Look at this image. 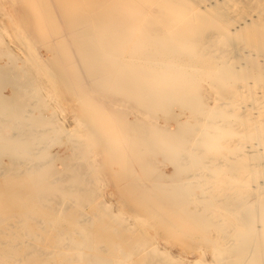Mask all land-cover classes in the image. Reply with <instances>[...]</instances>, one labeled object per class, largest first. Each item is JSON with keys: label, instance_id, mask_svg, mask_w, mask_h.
I'll use <instances>...</instances> for the list:
<instances>
[{"label": "bare ground", "instance_id": "1", "mask_svg": "<svg viewBox=\"0 0 264 264\" xmlns=\"http://www.w3.org/2000/svg\"><path fill=\"white\" fill-rule=\"evenodd\" d=\"M124 1L127 2V0ZM124 1H122L121 3L124 4ZM256 1L254 0V2ZM140 2L143 1L141 0ZM245 2L247 5L248 2L247 1ZM157 3H158L157 0H153L149 5H151V7H155ZM208 7L210 6L208 5ZM157 8L158 7H156V9ZM232 9H234V7ZM221 10L223 11V9ZM49 11H52L50 15H48ZM128 11L130 15H126V16L129 17L130 22L127 23L126 27H124L122 32H119L118 34H114L112 31L109 32L106 31V29H109L111 27V24L113 23L111 11L101 12L95 9L94 7H91L90 0H0V87L2 88L3 86L5 88H8L12 93V90H14L15 86L7 84L6 80L8 77L13 76L16 81V88H18L17 90L21 91V95L19 97H14L11 99L6 97L0 98V120L2 119L6 120L7 118H12L10 120H18V121H10L8 123L9 125L7 128H0V168L2 167L0 170L1 171L0 178H2L1 180L4 181L3 186L0 187V200L4 199L2 202L0 201V215L1 213L3 214V212L6 211H10L13 213L16 212V210L17 212H19L18 210L21 211L24 209L28 211L26 213L27 215L25 216H16V215H12L13 214L12 213L7 216V218H9L8 220H4L2 219V217L0 218V226L4 223L7 225V227H4L5 228L4 231H0V264H57L55 260L49 259L48 253H50V251L46 249H42L38 245L30 246V248L28 247L22 250L18 248L17 244L14 245L13 242L15 241H12V236H14L15 233H17V235L21 234L23 237L31 239L33 241L35 240L37 242L47 239L50 232H56L58 237L55 236L57 237L56 240L51 242L49 241V249H51L53 252L61 251L60 254L63 255V257H61V261L63 262V264L83 263L81 261L84 260V258H87L88 264H103L104 261H107L105 258H103L107 256L106 255L107 253L105 254L106 256H101L98 254H91V253L88 254V251L91 252L93 247L97 244V238H95L96 232H98V230L100 231L106 229L109 230V228H107L108 226L104 224V221L101 224L102 226L100 225V228H98V226L95 228V224L92 225V223L89 222L88 225L83 224L84 221H80L76 219L75 217H73V215H70L68 217H62V216L59 217L57 216V213H53V211L55 212V209L52 208L53 206L50 207L49 205L44 204L43 201L44 200L53 201L54 195L57 196V198L62 195L69 197L70 195L72 196L74 193L76 194V192H85L89 200L94 199V197L99 198L100 191H102L101 182L108 179L106 178L108 176H106L107 174H105L101 179L97 175L98 176L97 178L92 179L90 175L86 173V171H89L91 169V167L89 168L88 166V163H90V161L88 160V158L85 159L83 155L84 152L77 153L76 150L80 145L81 146L87 145L88 148L87 153L89 152V154H92V156L94 157L93 161H98L97 159L101 157V155L106 153L110 149V147H113L114 145L113 141H115L116 139H121L122 141L125 142V143L123 142L124 144L120 146L118 152L116 153V156H118V158L121 160V163L118 165V169L120 171L129 173L132 176L133 180L136 182V183L134 182L131 183L130 185L131 191L128 194L126 200L122 201V206L124 207V209L121 213V219L124 216H126L128 212H131L136 208L133 207L134 208L133 209L130 205L135 206V203L132 202L138 200L144 206L145 211L143 215L134 216L133 220L135 223H138V226L136 227H139L140 229L139 231L142 234V237L145 238L150 237L152 239L153 235L149 234L148 232L153 231L155 234H159V232L165 230L164 228H178L181 223L182 224L185 223V220L187 219L189 220L194 212H197L199 214L198 215L199 217L207 218L209 220V222L211 223L210 226L218 229L217 230L219 231L218 236H220L224 240V243L218 252L212 253L211 257L209 258L207 257L208 259H206L205 261H201L200 258L201 259L205 258L204 256H205L206 247L197 246L195 247L196 248L195 249L194 247L191 246L192 248H194V250L199 251L202 255H200V258L196 259L195 261L185 262V263L183 262V263L184 264H244V263H239L236 260L237 256H239L240 253L236 247L240 245V242L242 241V237L245 238L247 233L242 232L240 235L236 236V238L233 239H229V235L225 236L223 234L227 232L231 233L232 231L236 230V228H240L239 225L243 220L246 211H244V209H239L235 207L227 208L226 204H225L226 206L223 205L222 200L226 199L228 195L233 193H235L236 196L243 195V198L241 199H243L242 203L245 204V206L255 204L256 201L264 199V181L257 183V185L251 186L248 183L250 180L247 182V179L246 180L244 179V176L246 174L245 172L252 173V171L255 170V168L264 165V163L261 162V158L260 160H252L251 157L247 156L249 155L248 154L249 152L245 153V151H243L241 153H238L234 159L235 160L237 159L236 161H239L240 159L242 160L244 159L248 162L247 165L244 166L238 165L239 167L235 166L236 167L235 168L236 171H234L235 174L232 173V175H229V173L226 174V172L222 174V172L219 171L216 173L217 175L209 176L210 180L207 179L205 164L210 165L213 164L212 161H215L214 163L216 165H220L223 168L228 166L229 169L231 168L229 163L226 162L227 161L226 158L227 157L230 158L229 156L226 157V153L229 151V148H227L228 147L227 143L228 142L230 143V141H228L229 137L223 136L221 138L222 133L219 131L217 133V135L219 136L218 138L219 141H216L214 140V138L209 137L207 138L205 143L202 142L200 144H193L194 141L192 137L186 138L183 136L174 135L169 138H163L162 137L163 133L160 132L159 135L162 138L154 137L151 139L152 141H150L152 142V144L155 143L159 144V147L157 148V150H159L158 151L159 153H155L154 156L150 157L151 159L146 163H141L138 160L135 151H137L136 144H139V142H137V139L132 138V134H131L132 130L130 128L122 127L121 122H128L132 120H148L151 122L152 128H157L160 131L173 129L169 127L167 124L163 125L162 120L186 119L184 114L187 113L180 114L178 112L181 105L184 104L181 103L180 101L183 98V92L189 90L193 82L203 81L205 78L204 75H206L205 73L207 71L203 70L202 68V66L206 64V62L204 61L205 59H202V57L199 55L200 52L198 47L194 48L191 51H182L181 47L183 43L181 41H176L173 43L165 42L166 41L164 39L165 33L163 32L158 33V35L156 36L157 40L154 38V40L149 41V44H147L146 43L148 42V38H147L148 36H146L147 34H139V28H142L143 24L140 21L141 19L138 14V9L128 8ZM229 14L230 13H228V15ZM73 16H76L77 18L80 16H85V19L81 17V19L77 21L74 30L70 33L67 31L66 21L67 18ZM92 17L96 18L97 25L92 30H89L88 33L86 32L85 36H87V34H88L87 37H91L92 35L95 37L102 36L103 38H105L104 42L102 46L96 49H90L84 54H80L79 52L74 53L75 52L74 47L76 46L74 41L76 40V38L80 36H84V34H82V31L86 27L85 20L89 18L91 19ZM193 17L195 18V16ZM53 20H56L58 25L53 30H50L48 27L49 22ZM243 22L244 23L246 22L245 19ZM154 24H153V28L158 25V24L155 25ZM159 26L160 25H158V27ZM236 26H240V25H238L237 23ZM240 27H238V29ZM177 30L179 31V29ZM232 33L234 32L232 31ZM114 35L116 36V38L120 39L118 40V42H112ZM62 38L67 40L68 47L72 50L74 54L73 59H75V61H78L79 63L77 64L79 65L80 73L79 75L73 78L66 76L67 74L65 70L70 66L64 64L63 62L64 61L63 59L66 57V55L63 53L64 50L60 51L59 48L57 47V39H62ZM126 39L127 41H125ZM123 40L125 42L120 44ZM46 49H52L53 54H51V56L46 55ZM223 50L224 49H222L221 52H223ZM43 51L45 53H43ZM91 51L95 52L94 54H98V55L90 54ZM113 51L114 52L121 51L120 53L122 54L117 53L115 57L123 59V62H118L117 60L115 61V59L113 58L109 59L110 53L112 54ZM230 51L232 50H229V53ZM240 51H243V48ZM209 52L210 51H208V53ZM218 55L219 54H217L216 57H218ZM229 55L230 54H228V56ZM141 58L142 61L139 62L138 60H140ZM92 59L95 60L105 59L104 60L105 68L113 71H116V68L117 69L118 67L120 68L124 63L128 65V62L133 60L132 62L138 63L141 70H137L134 73L132 72L130 76L134 77V80H139L140 87H138V89L136 88L132 89L130 86H125L120 89H117L116 91L114 90L113 87L110 88L109 87L110 80H112V78L114 77L113 75L116 72H112L109 75L111 77L106 76V78L101 79L96 84V87L94 85H91L90 83L91 71L85 73L86 69L88 68H87V64H83V63L87 62L88 60H89L88 63H90ZM2 62H4V64H2ZM151 66L157 69L158 71L162 70L163 68H168V70L165 74L163 73V75H159L157 71L155 73L156 75L153 74V76L152 75L148 76L143 72V70H147V68H150ZM237 68L238 67H236V69ZM121 69L123 68L121 67ZM200 69H202L203 72L200 71ZM17 70H23L25 72V77L23 79L21 78L23 75L17 76L18 74L17 75L14 74L15 71ZM163 78H165V80L174 79L173 80L174 82L169 86L168 89L162 90L161 88V85L165 81ZM225 79H226L225 77H222L219 79V82ZM232 81L234 82V80ZM237 82H239V80ZM61 84L64 86H62ZM61 88H63L64 89L63 92H65L64 97L63 94L61 93L62 99L60 98ZM1 91L3 92L6 90L0 89V93ZM112 94L115 96L113 100H111L110 98ZM141 94L142 95L144 94L143 97L140 96ZM151 94H153V96L156 94H160V97L165 102H168L170 100H175L174 103H176V105H174V103L172 104V107H174L175 109L171 110V105L169 104L166 103L162 104V102H158V101L153 102L150 99H147V97L148 98L150 97L148 95ZM232 94H237V96L236 97L232 96L231 98L228 97L226 98V100L232 101L234 103V106L237 107V102L242 101V98H240L242 95L239 96L237 91L232 92ZM204 98L196 99L193 102L202 103L204 102ZM91 100H92V104H90L89 107H84L81 104L83 102L89 104ZM251 100H254L252 103L253 105H255L256 102L258 101V99L256 98H253ZM52 101H60L61 109L67 107L68 108L67 110L73 109L76 111L75 115H72L73 116L72 124L74 125V127L72 126L71 131L65 128L64 125L65 123L57 122L59 118L58 110L56 109L57 105L56 107H54L51 104ZM23 102H28V106L24 107V105H22L21 107L20 104H22ZM39 104H40L39 106L40 109L37 112V115H39L40 118L31 119L33 120V123L25 122V120L30 119L28 114L34 113L33 109ZM191 105L194 104L187 103L186 110L188 109V106ZM201 105L204 107L203 109H205V112H202L199 115L193 117H198L202 115L203 121L211 120L217 116L218 118H226V115H221V114L218 115L217 112L216 114L212 113L208 105L206 106L204 104ZM234 106H232L233 108L232 110H237V108ZM12 115H14V119ZM193 117H190V120ZM101 120H104V122H108L109 124H113V125H111L110 128L108 129V134L106 135V139L104 140V143L90 147L88 144L92 142L93 136L95 135L96 132H98V129H100L102 123ZM201 120L199 119V121ZM111 122H116V124ZM50 123H52L53 125ZM49 125H51L52 127L51 130L53 132L52 136L49 134L46 135L47 134L46 131L43 132L39 131L40 133H42L41 135L36 134L37 133L36 130L38 128L40 127L46 128ZM67 126L68 128L71 127L69 125ZM22 127H25L26 129V133H24L23 136L15 132L13 133V137H17L19 135L18 141L4 142L1 140L2 135L7 136L8 134H12V130L22 129ZM263 128H264L263 124H259V125L253 124L251 126L246 127L245 130L243 128L242 129L245 133H251L254 130H256L259 135L258 130L260 131V129ZM50 129L51 128H49V130ZM143 129H144L143 131L146 132L149 128L146 127ZM187 130L185 131V133H187V135L189 136V134L191 133H189V131L187 132ZM201 131L203 130H200V133ZM114 133H117L116 139L114 138V136H116L114 135ZM239 133H241V130ZM194 138L196 137L194 136ZM240 138H242V136H240L239 139ZM263 139L264 136L262 140ZM40 145L43 146L41 149L43 148L45 149L43 154H41L42 156L40 157V159H38L36 162H34L35 161L34 159L32 160L28 159L27 157L29 154V150L39 151L40 149H38L37 146L40 147ZM206 146L207 147L211 146V148L217 153H219L218 151H221L224 148H225L224 150L227 152L223 153V156L221 157H217V156L208 157L207 161H204V159L199 157V153L204 148H206ZM163 147L168 148V151L164 157L160 155V151L163 150ZM68 151L71 153V155L67 154ZM185 152L188 154V156L184 155ZM62 153L66 155H62ZM29 155L33 156L35 154L31 153ZM146 155L147 154L145 153V157ZM57 156H60L61 159L60 164L53 166L52 171L46 176H44V180L38 177V174H36L38 171L36 172L33 171L35 173L31 175H27L25 178L21 179L22 176L21 173L24 172L25 170L15 167L17 165H21V166L26 165L27 166L26 170H29V172L33 169V166L34 168H37V170L38 169L40 170L50 161V159H53L54 157ZM4 158L7 159V162L4 161ZM242 164L245 163L242 162ZM235 165H237V163ZM150 166L153 167V169H150L149 168ZM66 168L69 170L75 169L77 170L78 173L68 176L64 175L63 177H61V179H58L57 181H53L54 176H56L58 172L65 170ZM164 168H170L171 171L169 174H165V177H160V175L162 174L161 172L163 171ZM261 168L262 167L259 168V171ZM154 169H156L158 172L155 173ZM5 174H9L10 176L4 177ZM248 177L251 178V176ZM72 179L74 180V185H70ZM156 181L158 183H155ZM151 182H154L153 187L148 190H145L146 186L148 187L149 183ZM168 183L169 184L172 183V188H170V190L166 192V184ZM191 183L193 184L194 187L191 186L190 189L193 188V191L190 190L186 191V189H188V185ZM49 187L55 188L57 192L53 195L44 194L38 197L39 190L42 189L44 191L47 190ZM23 188L26 190V195L24 199L21 200L20 203L15 204L14 198L16 195L20 193V191ZM153 196H158L161 198V200H159L158 203L156 202L150 204V199ZM100 197L103 196L101 195ZM180 197H182V200L178 201L177 199H179ZM214 197L219 198V200L213 201L212 203H210V205L207 204L206 200ZM102 199H104V197L101 198V202L100 203L98 202V205L104 211L103 213H105L106 216H109V218H111L110 217L111 213L109 212L110 205L108 204H112V202L111 200H105V202L102 203ZM195 199L197 200L200 199V200L193 202L194 204L192 206L186 207V209L180 208L184 206L186 202H188V200H195ZM54 201L57 200L55 199ZM58 203H59L58 206H60L61 202ZM92 203L95 202L92 201ZM164 203L169 204V206H171V209L163 210L162 205ZM83 206L86 207V205L84 204ZM96 218L98 219V217ZM39 219L42 220V222L39 221L40 225L33 226V223L37 222ZM123 219H125L126 221L128 220L127 217H124ZM114 223H116V221ZM242 224H244V221ZM126 228L129 231V227H125V229ZM261 228H262L261 226H258L256 228V231L259 232ZM202 230L204 235L207 234V232H209L208 228L207 231L205 230V228H203ZM116 232H118V229ZM198 236H199L198 234L195 235V237ZM40 238L43 239L39 240ZM76 239L77 241H75ZM174 241L175 239L169 240L168 242L165 243V246H161V248L165 247V249L161 251H165V253L168 254V256H170V258L173 260H175L177 257L176 255H173L172 252H170L171 247H174L173 245H175L173 243ZM128 242L132 245L134 241L128 240ZM135 243L136 242H134V244ZM135 245H137V243ZM257 245L264 247L262 241L259 240V242L252 245L253 247L251 248L254 249L257 247ZM139 246L141 247V245ZM150 246H149L150 248L147 249H150V252L154 251L156 245L155 246L150 245ZM157 247L159 248L158 245ZM175 248H177V246H175ZM142 249L143 248H141V250ZM63 250L64 251L66 250L67 252L71 251L72 254L62 252ZM121 252L123 251L121 250L120 254ZM177 254L180 255L179 253ZM149 256H151V254H149ZM122 258L126 259L127 257L123 256ZM179 258L181 260L183 259L180 256ZM165 259L167 258L166 257L164 258L163 256L161 257V255H159L151 258V261L153 262V264H156L158 262L159 263L164 262ZM110 260H108V262ZM177 260L179 259L177 258ZM149 261L150 260H146L141 264L151 263ZM166 262H168V260ZM112 263L124 264L123 260L122 259L120 260L118 258L114 259Z\"/></svg>", "mask_w": 264, "mask_h": 264}, {"label": "rangeland", "instance_id": "2", "mask_svg": "<svg viewBox=\"0 0 264 264\" xmlns=\"http://www.w3.org/2000/svg\"><path fill=\"white\" fill-rule=\"evenodd\" d=\"M122 1H124V0H90V6L91 7H94L95 9H97L101 12L111 11L113 23L111 24V27L109 29H106V31H108V32L112 31L114 34H118L119 32H122L124 27H126L127 23L130 22L129 17L126 16V15H130L128 8L129 9L130 8L131 9L132 8L138 9V14H139L140 19H141L140 21L143 24V27L139 28V34H147L146 35V36H148L147 37L148 42H146L147 44H149V41L154 40V38L157 40L156 36L158 35V33L163 32V33H165V38H164L166 40L165 42L173 43L176 41H181L183 43L182 47H181L182 51H191L194 48L198 47L199 52H200L199 55L202 57V59H205L204 61L206 62V64H204L202 66V68H203V70L207 71L205 73L206 75H204V77H205L203 80L204 82L203 81H201V82L195 81V82H193V84L189 88V90L184 89L186 91L183 92V98H182V100H180L181 103H184V104L181 105L178 112L180 114L187 113V114H184L186 119L162 120L163 125L167 124L169 127L173 128V129L160 131L157 128H152V124L148 120H132V121H128V122H121L122 124L120 123L122 125V127L130 128L132 130V133H131L132 138L137 139V142H139V144H136V146H137L136 150L137 151H135L138 160L141 163H146L151 159L150 157L154 156L155 153H159L158 152L159 150H157V148L159 147V144L158 143L152 144V142H150V141H152L151 139L154 137L155 138H162V137L163 138H169V137H172L174 135L175 136L179 135V136H183L186 138L192 137L193 141H194L193 144H200L202 142L205 143V141L209 137L214 138V140H216V141H219V139H218L219 136L217 135V133L219 131L222 133L221 138L223 136L229 137L228 141H230V143L229 142L227 143L228 144L227 148H229V151L228 152L225 151L224 150L225 148H224L223 150L218 151L219 153H217L211 148V146H209V147L206 146V148H204L202 151H200V153H202V154L199 153V157L204 159V161H207L208 157H216V156L221 157V156H223V153L227 152L226 157L229 156L230 158L227 157L226 162L229 163L231 168L229 169V166L223 168L220 165H216L214 163L215 161H212L213 164H210V165L205 164L207 179H209L210 178L209 176H211V175L212 176L217 175L216 173L219 171H221L222 174L224 172H226V174L229 173V175H232V173H234V171H236L235 166L247 165L248 162L244 159L243 160L240 159L242 161H240L239 159H238L239 161H236L237 159L236 160L234 159L238 153H241L243 151H245V153L249 152L248 153L249 155H247V156L251 157L252 160H260V158H261V162L264 163V158H263L264 157V146H263L264 142H261V141H264V139L262 140V138L264 136V128L260 129V131L258 130L259 135H258L256 130H254L251 133H245L243 131V129L245 130L246 127L251 126L253 124L254 125L263 124V126H264V121H263L264 120V86H263L264 85V26H263L264 25V20H263V18H264V5H263L264 0H257L258 3L256 0H255L256 2H254V0H249L250 2L252 1L251 3L248 0H157L158 3L155 5V7H151V5H149L153 0H142L143 2H140L141 0H127V2L124 1V4L121 3ZM245 1L248 2L247 5H246ZM178 3H180V4H178ZM249 3H250V5H249ZM255 3H256V5H255ZM147 4L149 7L147 6ZM138 5H139V7H141V6L142 7L139 8ZM161 5H162V7H161ZM208 5L210 7H208ZM156 7H158V8L156 9ZM159 7H161V8H159ZM233 7H234V9H232ZM220 8L223 9V11ZM230 10L232 11V13ZM152 11L155 13H153ZM233 11H235V12H233ZM51 13H52V11H49L48 15H50ZM228 13H230V14L228 15ZM192 15L195 16V18ZM250 16L252 19L255 20V22H254V20H252L250 18ZM81 17L83 19H85V16H80L78 18L76 16H73V17L67 18L66 26H67L68 32L71 33L74 30V28L76 27L77 21L79 19H81ZM244 19L246 21L245 23L243 22ZM256 21L257 22L259 21V22L257 23ZM260 21H262V22H260ZM240 22H241V24H240ZM85 23H86V27L82 31V34H84V36H80V37L76 38V40L74 41L76 44V46L74 47V51H75L74 53L79 52L80 54H84L85 52H87L90 49H96V48L102 46V44L104 42L105 38H103L102 36L95 37L92 35L91 37H87L88 34H87V36H85L86 32L88 33L89 30H92L97 25L96 18L95 17H92L91 19L89 18V19L85 20ZM154 23L158 24L160 26L158 27V25H157L156 27L153 28ZM237 23L242 28L240 26H236ZM57 25H58L57 21L53 20V21L49 22L48 27L50 30H53ZM260 26L263 28H261ZM235 27H237V28H235ZM238 27H240L241 29L240 28L238 29ZM177 29H179V31ZM161 30H163V31H161ZM232 31L234 33H232ZM212 35H214V36H212ZM114 37H113L112 42H118V40H120V39L116 38L115 35H114ZM215 38H217L218 40ZM216 40H217V42H216ZM125 41H127V39ZM125 41L123 40L120 44H122ZM217 43H219V44H217ZM57 47L59 48L60 51L64 50L63 53L66 55V57L65 58L63 57L64 58L63 62H64V64L70 66L65 70L66 74H67L66 76L73 78V77L79 75V73H80V68L78 65L79 63H78V61H75V59H73L74 54H73L72 50L68 47L67 40L64 38L57 39ZM242 48H243L244 52L240 51V50H242ZM222 49H224L223 52H221ZM229 50H232V51H230V53H229ZM52 51H53L52 49H46V55L51 56V54H53ZM208 51H210V52L208 53ZM225 51H227V52H225ZM120 52L121 51H115V52L113 51L112 54L110 53L109 59L113 58V59H115V61L117 60L118 62H123V59L115 57V55L117 53L122 54ZM233 52H236L237 54L233 53ZM245 52H247L248 54ZM43 53H45V52L43 51ZM94 53L95 52L91 51L90 54L98 55V54H94ZM217 54H219L218 57H216ZM228 54H230V55L228 56ZM58 60H59V58H58ZM104 60L103 59H96V60L92 59V61L90 63H88L89 60L87 62L83 63V64H87V68H88V69H86L85 73H87L88 71H91L90 72L91 73V81H90L91 85H94L96 87V84L101 79L106 78V76L111 77L109 75L112 72H116V73H114V75H113L114 77L112 78V80H110V85H109L110 88L113 87L114 90L116 91L117 89H120V88L125 87V86H130L132 89L133 88L138 89V87H140L139 86L140 85L139 80H134V77L130 76V74H132V72L134 73L137 70H141L138 63L132 62L133 60H131L128 62V65L126 63H124L126 65L123 64L121 66L123 69H121V67L120 68L118 67V69L116 68V71H113V70H109V69L105 68ZM138 61L141 62L142 58ZM2 64H4V62H2ZM236 67H238V68L236 69ZM260 67H262V68H260ZM167 70H168V68H163L162 70L158 71L157 69H155L151 66L150 68H147V70H143V72L148 76H150V75L153 76V74H155L157 71H158L159 75H163V73L165 74L167 72ZM200 71H202V69H200ZM16 72H18V73H16ZM237 72H238V75H237ZM14 74H16V75L18 74L17 76L23 75L21 77L22 79L25 77V72L23 70H17V71H15ZM236 76H238V77H236ZM222 77H225L227 80L225 79V80L219 82V79ZM163 79L165 80V78H163ZM173 80L174 79L165 80L164 83L161 85L162 90L168 89L169 86L174 82ZM232 80H234V82ZM238 80H239V82H237ZM6 81H7V84L15 86L14 90H12V93H11V91L8 88H5L3 86H2V88L0 87V89L6 90L3 92L1 91L0 98L6 97V98L11 99L14 97H19L21 95V91L17 90L18 88H16V81H15L14 77L10 76L7 78ZM242 82H244V83H242ZM62 86H64V85H62ZM206 86H207V88H206ZM104 87H106V86H104ZM63 90H64L63 88H61V90H60V98L61 99H62V94H63V97L65 96V94H64L65 92H63ZM234 91H237L239 96L242 95L240 97V98H242V101L237 102V107L234 106V103L232 101L226 100V98H228V97L231 98L232 96H235V97L237 96V94H232V92H234ZM143 95L141 94L140 96L143 97ZM148 96H150V97L149 98L147 97V99H150L153 102L158 101V102H162V104L166 103V104L171 105V110L175 109L174 107H172V104L175 102V100H170L168 102H165L160 97V94H156L154 96H153V94H151ZM204 96H205V98L207 97L209 100L207 98H206L207 99L206 100L204 98ZM114 97L115 96L112 94L110 96L111 100H113ZM252 97L258 99V101L256 102L255 105L252 104L254 101V100H251V99H253ZM199 98H204V102H202V103L193 102L194 100L199 99ZM187 103H192L194 105L188 106V109L186 110V104ZM51 104L54 107H56V105H57L56 109L58 110V117H59L57 122L65 123L64 124L65 128H67L71 131L72 126L74 127V125L72 124V122H73V118H72L73 116L72 115H75L76 111L73 109L67 110L68 109L67 107L64 108L66 110H64L63 108L61 109L60 101H52ZM81 104L84 107H89L90 104H92V100L90 101L89 104L86 102H83ZM201 104H204L205 106L208 105L209 109L214 114H216V112H217L218 115L219 114L226 115V118H218V116H217L211 120H204L203 121L202 115L198 116V117H193V116L199 115L202 112H205V109H203L204 107ZM20 105H21V107H22V105H24V107L28 106V102H23ZM174 105H176V103H174ZM39 106H40V104L33 109L34 113L28 114L30 119L25 120V122L33 123V120H31V119L40 118V116L37 115V112L40 109ZM232 106L236 107L237 110H232L233 109ZM259 107H261V108H259ZM156 108H157V106H156ZM60 110H63V111H60ZM254 114H255V116H254ZM14 115H15V113H14ZM14 115H12L13 119H14ZM68 115H70V116H68ZM190 117H193V118H191V120H190ZM10 119H12V118H7L6 120H3V119L0 120V128H7L9 125L8 123L10 121H18V120H10ZM199 119L200 120L202 119V120L199 121ZM39 121H42V120H39ZM101 122L102 123H101L100 129H98V132L95 133L96 136L94 135L92 138V142H90L88 144L90 147L97 146L99 144L104 143V140L106 139V135L108 134V129L110 128L111 125H113V124H109L108 122H104V120H101ZM203 122H204V124H203ZM209 122H211V123H209ZM111 123L116 124V122H111ZM50 124H52V123H50ZM67 125H69L71 127L68 128ZM224 125H226V126H224ZM146 127H148L149 129L146 132H144L143 128H146ZM225 127H227V128H225ZM49 128H51V129L49 130ZM38 129L36 130L37 135H41L42 133H40V132H43V131H46V133H47L46 135H48V134L51 136L53 135V132L51 131L52 130L51 125L47 126L46 128L40 127ZM180 129H182V130H180ZM186 130H187V132L189 131V133H191V134H189V136L187 135V133H185ZM200 130H203V131H201V133H200ZM240 130H241V133H239ZM157 131H158V133H157ZM14 132L23 136L24 133H26V129H25V127H22V129L12 130V134H8L7 136L2 135L1 140L4 142L18 141L19 135L17 137H13ZM160 132L163 133L162 137L159 135ZM28 133H29V131H28ZM261 133H262V135H261ZM116 134L117 133H114V135H116ZM193 135L196 138H194ZM255 135H256V137H255ZM199 136H201V137H199ZM240 136H242V138L239 139ZM112 137H113V134H112ZM114 138L116 139L117 135L114 136ZM198 139H199V141H198ZM232 140H234V141H232ZM235 141L238 143V146H237V143ZM123 142L124 141H122L121 139H116L115 141H113V144H114L113 147H110V149L106 153L101 155V157H99L100 159L99 158L97 159L98 161H93L94 157L92 156V154H89V152L87 153V150H88L87 145H84V146L80 145L76 150L77 153L84 152L83 155H84L85 159L88 158V160L90 161V163H88V166H89V168L91 167V169L89 171H86V173L89 174L92 179L97 178L98 176H99V178L102 179V177L105 174H107L106 176H108V177H106V178H108L105 180L106 182L105 181L101 182V187H102L101 190L102 191H100L99 198L94 197V199L89 200V198L85 192H76V194L74 193L72 196L69 194L70 195L69 197L62 195V196H59L57 198V196L54 195L53 196L54 200L56 199L58 201L60 199L58 201V202H61L60 206H58L59 203L57 201H54V200H53L54 202L44 200L43 201L44 204H47L50 207L53 206L52 208L55 209V212L53 211V213H57V216H59V217L60 216L68 217L70 215H73V217H75L76 219H78L80 221H84L83 224H86V225H88L89 223H92V225L95 224V228L97 226H98V228H100V225L104 221V224L108 226L107 228H109V230H107V229L101 230V231L98 230V232H96V237H95V238H97V244L93 247L91 252L88 251V254H90V253L91 254H98L101 256L107 255L106 257H103L107 260V261H104L103 264H110V262H111V264H113L112 262L116 258H118L120 260L122 259L124 264H130V263L131 264L132 263L133 264H141V263L145 262L146 260H150L149 262H151V263H149V264H153V262L151 261V258H153L155 256H159V255H161V257L163 256L164 258L165 257L167 258V259H165L164 262H161L162 264H168V263L170 264V262H171V264L172 263L173 264H180V263L184 264L185 262L195 261L196 259L200 258V255H202V254L199 251L194 250V248L197 246L206 247L205 248V256H204L205 258L204 259L200 258L201 261H205L206 259L211 257L212 253L218 252L221 249V247L223 246L224 240L220 236H218V232H219V231H217L218 229L210 226L211 223L209 222V220L207 218L199 217L198 216L199 214L197 212H194L192 214V216L190 217V219L185 220V223H183V224L181 223L178 228H164L165 230H162L161 232H159V234H155L153 231L148 232L149 234H152L153 238H155V239H153V238L151 239L150 237L149 238L142 237V234L139 231L140 230L139 227H136V226H138V223L134 222L133 217L143 215V213L145 211L144 206L138 200L132 202V203H135V206L130 205L132 208L136 207L135 208L136 210L133 208L134 209L133 211L128 212V214L126 216H124V217H127L129 221L128 220L126 221L125 219H123L124 217L121 219V213L124 209V207L122 206V201L126 200V198L128 197V194L131 191V189H130L131 183L132 182L136 183L129 173L120 171L118 169V165L121 163V160L118 158V156H116V153L118 152L120 146L125 143V142L124 143ZM233 142H234V144H233ZM42 147H43L42 145H40V147L37 146V148L40 149L39 151L29 150V154L33 153L35 155L32 156V155L28 154L27 158L31 159V160L34 159L35 160L34 162H36L38 159H40V157L42 156L41 154H43V152L45 151L44 148L41 149ZM167 151H168V148L163 147V150L160 151V155L162 157H164L166 155ZM257 151H259V152H257ZM261 151H262V153H261ZM145 153L147 154L146 157H145ZM67 154L71 155V153L69 151L67 152ZM62 155H66V154L62 153ZM142 155H144V156H142ZM184 155L188 156V154L186 152L184 153ZM6 158H4L5 162H7ZM72 158H73V156H72ZM60 160H61L60 156L54 157L53 159H50V161L42 169L37 170V168H34V166H33V169L30 172H29V170H26V167H27L26 165L25 166L17 165L15 167L25 170L24 172L21 173V175H22L21 179L25 178L27 175H31V174L35 173L36 171H38L36 174H38V177H40L44 180V176H46L47 174H49L52 171L53 166L59 165ZM98 162H99V164H98ZM242 162L245 164H242ZM236 163H237V165H235ZM31 164H33V163H31ZM91 164H92V166H91ZM211 167H213V168H211ZM260 167H262L261 168L262 170L260 169V171H259ZM260 167L258 166L257 168H255V170H253V171L251 170L252 173L248 172L249 173L248 174L247 172H245L246 174L244 176V179L245 180L247 179V182L250 180L248 183L251 186L257 185V183L264 181V170H263L264 165H261ZM1 168H0V170H1ZM149 168L153 169V167H151V166ZM74 170H69L66 168L65 170L58 172V174L56 176H54L53 181H57L58 179H61V177H63L64 175L68 176V175H73V174L78 173L77 170H75V171ZM33 171H35V172H33ZM170 171H171L170 168H164L163 171L161 172L162 174L160 175V177H165V174H169ZM154 172L156 173L158 171L156 169H154ZM157 174H160V173H157ZM254 174H256V175H254ZM7 176H10V175L9 174L4 175V177H7ZM248 176H251L252 181H251V178ZM1 179L2 178H0V187H2L4 184L3 183L4 181ZM153 183L154 182L149 183L148 187L146 186L145 190L152 188ZM155 183H158V182L156 181ZM70 185H74L73 179L71 180ZM189 185H188V189H186V191H189V190L193 191V188L190 189L191 186L194 187L193 184L191 183ZM170 188H172V183L166 184V192H168L170 190ZM14 189H15V187H14ZM56 192L57 191L55 190V188H52V187L51 188L49 187L47 190H44V191L41 189L38 191V197H40L44 194H48V195L52 194L53 195ZM66 192H69V191H66ZM25 195H26V190L23 188L20 191V193L15 196L14 203L15 204L20 203L21 200L24 199ZM101 195L104 197V199H102V203L105 202V200H111V202H112V204H108V205H110L109 206L110 209L109 208L108 209H109V212L111 213V216H110L111 218H109V216H106L105 213H103L104 211L98 205V202L100 203L101 198H103V197H100ZM110 195H111V197H110ZM239 196L240 195L236 196V194L233 193V194L228 195L226 197V199L222 200L223 205L224 206L227 205L226 206L227 208L228 207H230V208L235 207V208H239V209H244V211H246L244 218L239 225L240 228H236V230L232 231L231 233L227 232L223 235H225V236L229 235V239H233V238H236V236L240 235L242 232H246L247 233L246 237L245 238L242 237V241L240 242V245H238L236 247L240 253H239V256H237V259L236 258L235 259L239 263H244V264H264V247L257 245L256 248H254V249L251 248V247H253L252 245L259 242V240H261L262 243L264 244V199L256 201L255 204L245 206V204L242 203L243 199H241V198H243V195H241L240 197ZM3 200L4 199H2L0 201L2 202ZM159 200H161L160 197L153 196L150 199V204L156 203V202L158 203ZM177 200L178 201L182 200V197H180ZM198 200H200V199H198ZM198 200L197 199L188 200V202H186V204L180 208L186 209V207L192 206L194 204L193 202H196ZM215 200H219V198H216V197L210 198V199L206 200V202H207V204L210 205V203H212ZM92 201L95 203H92ZM225 201L226 202L228 201V202L226 203ZM66 202H68V203H66ZM55 203L56 204L58 203V204L56 205ZM83 204L86 205V207L83 206ZM73 205H74V207H73ZM80 205H82V206H80ZM78 207H80V208H78ZM251 207H252V209H251ZM64 208H67V209H64ZM132 208H131V210H132ZM115 209H117V210H115ZM162 209L163 210L164 209L169 210V209H171V206H169V204H167V203H164L162 205ZM250 209H251V211H250ZM18 211L19 212H17V210H16V212H14L15 214L13 212H10V211L3 212V214L1 213L0 218L2 217V219L8 220L9 218H7V216L9 214L13 213L12 215L25 216V215H27L26 213L28 212L26 209L21 210V211L18 210ZM173 211H175V210H173ZM93 214L95 215V217ZM112 216L114 219L112 218ZM96 217H98V219ZM81 218H83V219H81ZM103 218H104V220H103ZM151 220H152V218H151ZM39 221L42 222V220L39 219L37 222L33 223V226L40 225ZM115 221H116V223H114ZM243 221H244V224H242ZM120 222H121V224H120ZM37 223H39V224H37ZM111 224H113V225H111ZM258 226L262 227L259 232L256 231V228ZM4 227H7V225L5 223L0 226V231H4V229H5ZM125 227H129L130 232L128 231L127 228L125 229ZM203 228H205L206 231L208 228V231H209L205 235L203 234V230H202ZM117 229H118V232H116ZM238 231H239V233H238ZM196 234H198L199 236L195 237ZM52 236H54V237H52ZM55 236L58 237L56 232H50L47 239H44L45 241L42 240V241L36 242L35 240L33 241L31 239L23 237L21 234L17 235V233H15L14 236H12V241H15V242H13L14 245L17 244L18 248H20L22 250H24L28 247L30 248V246L38 245L40 248L50 251V253H48L49 259L55 260L57 264H63V262L61 261V257H63V255L60 254L61 251L53 252L51 249H49V241L51 242V241L56 240L57 237H55ZM137 238H139L140 240ZM41 239H43V238H40L39 240H41ZM172 239H175V241L173 242L175 245H173L174 247H171L170 252H172L173 255L177 256L175 260L171 259L170 256H168V254L165 253V251H161V250L165 249V247L161 248V246H165V243L168 242L169 240H172ZM128 240L136 242L137 245H135L136 243L134 244V242L131 245L128 242ZM153 240L155 243L153 242ZM75 241H77V239ZM141 241H142V244H141ZM138 243H139V245H141V247L138 245ZM147 243H149V244H147ZM46 244H48V245H46ZM148 245L149 246L150 245H152V246L156 245L155 250L150 252V249H147V248H150L151 246L149 247ZM157 245L159 246V248L157 247ZM102 246H103L104 250H103ZM131 246H132V248H131ZM175 246H177V248H175ZM191 246L194 248H192ZM141 248H143V249L141 250ZM178 248H179V250H178ZM144 249H145V251H144ZM121 250L123 252H121V254H120ZM250 250H252V251H250ZM158 251H159V253H158ZM62 252L72 254L71 251L67 252L66 250L65 251L63 250ZM123 253H125L126 255ZM177 253H179L180 255H178ZM198 253H200V254H198ZM149 254H151V256H149ZM137 255H138V257H137ZM181 255H184V256H181ZM123 256H126L127 258L123 259L122 258ZM179 256L182 257L183 259L181 260L179 258ZM109 257L111 258V260ZM185 257H186V259H185ZM177 258L179 260H177ZM108 260H110V261L108 262ZM167 260H168V262H166ZM81 262H83V263H79V264H88L87 258H84V260H82ZM238 262H236V263H238ZM161 263L158 262L156 264H161ZM76 264H78V263H76Z\"/></svg>", "mask_w": 264, "mask_h": 264}]
</instances>
